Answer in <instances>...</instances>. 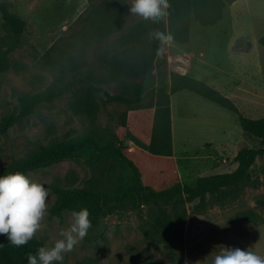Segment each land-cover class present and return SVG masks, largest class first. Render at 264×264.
I'll list each match as a JSON object with an SVG mask.
<instances>
[{
  "label": "rangeland",
  "instance_id": "rangeland-1",
  "mask_svg": "<svg viewBox=\"0 0 264 264\" xmlns=\"http://www.w3.org/2000/svg\"><path fill=\"white\" fill-rule=\"evenodd\" d=\"M2 1L11 13L25 20L26 32L24 43L8 56V68L0 72V121L8 113L19 111L18 93L71 87L59 98L38 105L30 116L0 134V165L8 164L13 158L25 157L40 144L62 140L69 132L83 134L98 130L121 136L124 131L131 148L135 145L147 148L149 139L144 135L142 139L139 133L130 134L122 128L121 117L130 114L138 105L147 104L148 100L124 103L108 100V95L121 94L125 83L142 86L157 83L159 71H166L168 75L173 70L168 59L180 54L176 48L173 52L175 45L196 48L203 45L201 58L213 64L216 71L248 78L249 100L234 102L245 116L264 117V48L258 44V39L264 35V0H237L231 5L226 4L220 8V18L213 24H202L194 12L177 19L171 31L174 40L164 48L165 64L157 59L151 74L135 81L120 78L101 84L95 95L98 110L93 119L77 115L70 109L71 90L77 88L87 73L99 75L104 52L119 33L103 42L96 41L88 0ZM126 1L131 6V0ZM217 13L209 6L202 16L208 19ZM139 18L129 11L127 26ZM4 34L0 14V40ZM233 40L237 45L245 42L249 45L247 71L241 66L243 62H237L238 55L232 49ZM172 104L175 124L173 159L182 183H191L212 169L229 170L239 148L259 147L256 139L244 134L240 141L234 139L237 132L231 129L233 119L236 121L235 114L217 104L186 90L173 96ZM237 129H240L238 124ZM207 141L214 146L204 145ZM226 142L231 145L223 147ZM111 174L109 168L95 171L80 155L29 172L26 176L43 184L49 191L48 208L55 200V195L48 189L50 184L85 188L90 178ZM252 176L254 183L246 186L235 201L211 205L204 211L195 209L194 204L189 206L184 221L183 248L174 245L164 234L153 232L151 214L156 207L150 204L138 208L127 205L123 210H110L98 219L89 216L92 226L88 234L72 252L65 254L63 264H75L81 260L86 264H129L131 256L140 264L149 259L158 264H182L186 249L197 245L187 247L185 239L198 234H216L213 232L215 228L230 233L241 231V225L250 227L252 225L245 220L231 221L236 213L244 210H253L264 220V206L256 203V199L264 195V155L256 159ZM187 177L191 179L187 180ZM73 211H65L59 217L50 216L47 211L44 226L34 237L51 247L60 238V232L70 225ZM243 243L257 254L263 252L264 226H253Z\"/></svg>",
  "mask_w": 264,
  "mask_h": 264
},
{
  "label": "trees",
  "instance_id": "trees-1",
  "mask_svg": "<svg viewBox=\"0 0 264 264\" xmlns=\"http://www.w3.org/2000/svg\"><path fill=\"white\" fill-rule=\"evenodd\" d=\"M236 1L169 0L167 15L159 23L140 17L127 26L130 2L88 0V13L96 41L103 42L114 34L119 35L107 46L99 75L87 73L77 88L71 90L70 109L77 115L93 119L98 110L95 95L101 84L120 78L135 81L150 75L157 59L165 64L166 45L162 52L158 51L160 42L150 39L149 33L159 30L171 35L176 20L192 12L202 24H213L220 18V8ZM209 6L218 13L207 19L202 14ZM0 14L5 32L0 40L2 72L8 68V56L24 43L26 22L11 13L2 0ZM258 44L264 48V35L258 39ZM158 74L157 83L145 86L125 83L121 94L108 95V100L124 103L148 100L147 104L138 105L130 114L121 117L122 128L130 134L139 133L140 137L144 135L149 139L147 148L138 145L131 148L124 131L121 136L107 135L98 130L83 134L69 132L62 140L48 145L40 144L25 157L13 158L8 164L0 165V176L17 171L27 175L82 155L95 171L109 168L112 174L90 178L85 188L50 184L48 189L55 195V200L48 207L50 216L59 217L65 211L87 208L90 216L98 219L110 210H123L127 205L138 208L150 204L156 207L151 214L153 232L164 234L174 245L183 248L184 221L190 205L194 204V208L200 211L211 205H224L240 198L244 188L254 183L252 167L256 159L264 155V117L245 116L232 99L201 80L174 70L168 75L166 71H159ZM70 87L18 93L16 99L20 109L2 117L0 134H5L14 124L30 116L38 105L49 103L68 92ZM183 90L233 112L243 134L256 139L259 147L239 148L231 163L236 167L229 172L208 173L196 177L191 183H182L173 159L170 95ZM256 203L264 206V195L258 197ZM237 220H245L252 226H264V220L253 210L236 213L231 221ZM213 232L226 231L215 228ZM0 245H4L0 247V264H27V254H35L39 247L45 246L43 240L34 237L25 246L16 248L10 245L5 235H0ZM197 247L193 246L192 249ZM75 264H86V261H77ZM129 264L140 263L131 256ZM144 264L158 263L149 259Z\"/></svg>",
  "mask_w": 264,
  "mask_h": 264
},
{
  "label": "clouds",
  "instance_id": "clouds-1",
  "mask_svg": "<svg viewBox=\"0 0 264 264\" xmlns=\"http://www.w3.org/2000/svg\"><path fill=\"white\" fill-rule=\"evenodd\" d=\"M169 7V0H131L129 11L144 20L159 23L166 17ZM149 38L160 42L158 51L161 52L173 39L170 34L159 30L149 33ZM48 197L49 191L43 184L22 172L0 176V235H5L11 246H25L42 229L48 211ZM89 216L87 208L73 211L71 223L60 232V238L51 247L41 246L35 254L28 253L27 264H63L65 254L72 252L88 234L92 226ZM251 249L217 245L210 254L211 264H264V256ZM202 262L197 260L195 264Z\"/></svg>",
  "mask_w": 264,
  "mask_h": 264
},
{
  "label": "crops",
  "instance_id": "crops-1",
  "mask_svg": "<svg viewBox=\"0 0 264 264\" xmlns=\"http://www.w3.org/2000/svg\"><path fill=\"white\" fill-rule=\"evenodd\" d=\"M236 40H233L232 49L235 52V54L238 55L239 60L237 62L239 63L243 62L241 66L243 69L245 68L247 71V68L249 67V62L247 61L249 60L248 59L249 45L247 42L241 45H237V43L235 42ZM174 48H176L178 50L177 52L180 54L172 55V58L170 59L167 58L169 64H172L173 70H176L179 73L203 81L204 83L215 88L216 90L221 92L223 95L229 97L233 101L242 100L247 102L249 100L248 99L249 79L246 77L244 78L230 73L226 74L225 72L222 71L219 72L216 71V68L215 66H213V64H210L208 61L201 58L203 56L201 48H205V46L199 45L198 48H196L195 46L191 47L188 45H182V46L175 45L172 49L173 52H175ZM231 64L232 62L229 65ZM179 92L170 95L173 154H175V124H174L172 97L177 95ZM237 106L240 107L239 105ZM234 118H236V121L235 119H233L234 126H232L231 130L237 132L234 139L240 141V139H242L243 132L241 131V129H237L238 121L236 115H234ZM203 144L204 145L209 144L211 147L214 146L213 143L210 141L204 142ZM228 145L231 144L226 142V144L223 147H228ZM173 158H175V155ZM235 167H236L235 165L231 164L229 170L215 171V169H212L211 170L212 172L209 173L229 172L235 169ZM190 179L191 177H189L187 180ZM241 226H242L241 231H238L236 233L220 232L216 234H204V235L198 234L191 236L189 240L185 239V244L187 247L196 244L198 245V247L194 249H192V247H188L186 249L182 264H185L186 261L188 262V264H195L197 260L203 261L202 264H211L212 255L210 254L216 250L217 245H226L230 248L238 247L247 250L248 248L244 245L243 240L244 238H246L247 235L249 236V231L253 226L250 227L247 225H241ZM258 255L264 256V251L259 252Z\"/></svg>",
  "mask_w": 264,
  "mask_h": 264
}]
</instances>
